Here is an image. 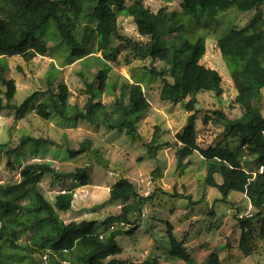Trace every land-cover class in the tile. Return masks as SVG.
Wrapping results in <instances>:
<instances>
[{
  "label": "trees",
  "instance_id": "16d2710c",
  "mask_svg": "<svg viewBox=\"0 0 264 264\" xmlns=\"http://www.w3.org/2000/svg\"><path fill=\"white\" fill-rule=\"evenodd\" d=\"M1 1L8 7V12L5 18H0V60L20 56L23 61L30 62L36 56L58 49L66 53L63 65L78 60L84 70L92 64L97 66L93 80L86 85L89 97L83 108L70 106L69 91L66 85L59 84L57 94H51L55 99L49 106L37 104V114L44 120L55 114L65 122L86 121L132 137L137 136V123L149 109L139 82H124L120 86L112 111H108L99 100L95 101L100 99L106 86L110 71L107 61L119 53L114 42L124 43L141 60L162 63L161 70L154 66L147 69L148 80L161 78V100L178 104L189 98L184 105L187 110H192L199 93L210 92L216 97L222 94V79L218 72L200 64L205 54L207 34H217L223 24V14L231 10L239 13L257 11L264 5V0H182V14L172 13L157 26V16L141 0H136L131 4L129 14L138 35L147 38L145 43H139L118 32V13L124 9L125 0ZM187 21L194 24L195 29L205 30L204 36L190 39L182 35L181 30ZM45 34L53 41L51 47L47 46V38L43 39ZM165 37L170 39L162 44ZM94 43L100 57L91 55L90 48ZM216 45L236 90L235 102L242 104L250 94L261 99V90L264 89V18L256 15L241 29L226 27L216 37ZM90 59L93 62L90 63ZM5 69L0 61V86L4 88H0V112L13 108L9 101L16 91L13 81L4 78ZM84 70L78 72L80 78L85 77ZM37 95L38 92H34L26 97L18 112L28 110ZM225 126L227 131L221 142L200 150L195 137V117L189 116L175 135L180 144L175 156L177 164L181 165L184 159L198 151L205 163L206 186L217 189L222 200L231 192L241 193L249 200L256 212L238 220L242 231L240 249L248 255L245 244L254 231L253 220L258 225L257 238L264 245V117L244 113L226 122ZM45 143L48 140L42 138L27 135L20 138V147ZM89 146V140H85L78 150H69L68 155L72 158L82 155ZM243 152L253 156L252 163L256 169L262 168L261 171L253 174L244 168L243 164L248 167L249 163ZM87 169L81 167L61 173L50 163L33 162L19 170V181L0 184V264H127L112 258L122 252L116 238L134 234L137 226L130 222V216L140 212L153 195H139L131 181L120 178L111 186L108 199L113 203L121 202L122 206L117 215L100 224L104 226V236H101L95 220L64 223L58 213L71 210L74 189L88 184ZM216 174L222 178L221 184L215 182ZM45 175H52L57 180L71 178L74 184L49 202L39 185ZM114 223L130 227L110 230L109 226ZM168 229L169 254L191 264L193 260L182 242L174 237L171 226ZM26 234L27 240L20 244L21 237ZM34 255L39 258H33ZM203 264L222 263L216 252H212Z\"/></svg>",
  "mask_w": 264,
  "mask_h": 264
},
{
  "label": "rangeland",
  "instance_id": "374dc122",
  "mask_svg": "<svg viewBox=\"0 0 264 264\" xmlns=\"http://www.w3.org/2000/svg\"><path fill=\"white\" fill-rule=\"evenodd\" d=\"M134 1L125 0L124 9L118 13V32L132 41L145 43L147 38L138 35L129 14ZM141 1L157 16V26L172 13L182 14V0ZM7 12L8 7L0 0V18H5ZM256 15L264 18V5L257 11L246 13L231 10L223 14V24L217 34H207L205 54L200 64L218 72L222 79V94L216 97L210 92L199 93L192 110H187L184 105L189 98L178 104L161 100V78L148 80L147 69L154 66L156 70H161L164 67L162 63L141 60L124 43L114 42L119 53L107 61L110 71L106 86L100 99L95 101L99 100L108 111H112L120 86L124 82H139L149 102V109L137 123L136 137L117 130L108 131L86 121L65 122L55 114L44 120L37 114V104L49 106L55 99L51 94H57L59 84L66 85L69 91L68 104L83 108L89 97L86 85L93 80L97 70L95 64L86 70L78 60L63 65L66 53L58 49L49 50L44 56H36L30 62L23 61L20 56L1 59V65L6 67L3 76L13 81L16 91L9 101L13 108L0 112V184L19 181V170L33 162L50 163L61 173L86 167L88 184L75 188L71 210L58 214L64 223L95 220L101 236H104V226L100 224L108 217L117 215L122 206L121 202H110L108 192L118 179L127 178L139 195L153 196L140 212L130 216V222L137 229L132 236L116 238L122 252L112 258L126 261L127 264H186L169 254L168 227L171 226L172 234L191 256V264H203L212 252H216L222 264H264V245L257 238L256 220H253L254 231L245 244L248 255H244L240 249L242 231L238 220L256 212L245 195L231 192L222 200L217 189L204 183L205 163L198 151L184 159L181 165L177 164L175 156L176 148L180 145L175 135L191 115L195 117V137L200 150L221 142L227 131L226 122L244 113L264 117V89L261 90V99L250 94L242 104L235 102L236 90L216 45V37L226 27L244 28ZM181 34L193 39L197 35L204 36L205 30L195 29L194 24L187 21ZM36 35L39 36V32ZM50 38L46 34L43 37L47 46L51 47L53 41ZM168 39L170 37L163 38L162 44ZM90 51L91 55L101 56L96 51V43ZM91 62L93 59H90ZM82 70L84 78L78 75ZM0 88L4 89L2 86ZM34 92H38L37 98L28 110L19 113V106ZM26 135L46 139L48 143L20 147V138ZM85 140L90 142L89 150L77 157H70L68 151L78 150ZM158 145L162 147L151 148ZM242 155L249 163L246 167L242 162L246 170L253 174L261 171L262 168L256 169L252 163L253 156L245 152ZM214 178L217 184L222 183L218 174ZM73 184L71 178L57 180L52 175H45L39 185L45 198L53 202L56 194L71 188ZM129 227L114 223L109 229L125 230ZM27 238V234L22 236L20 244ZM33 258L38 259L39 256L34 255Z\"/></svg>",
  "mask_w": 264,
  "mask_h": 264
}]
</instances>
